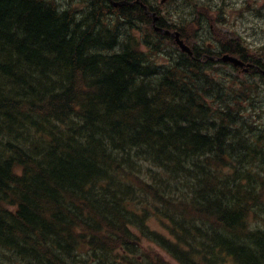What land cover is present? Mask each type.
<instances>
[{
    "label": "trees",
    "instance_id": "1",
    "mask_svg": "<svg viewBox=\"0 0 264 264\" xmlns=\"http://www.w3.org/2000/svg\"><path fill=\"white\" fill-rule=\"evenodd\" d=\"M91 11L0 0V264H264L253 81Z\"/></svg>",
    "mask_w": 264,
    "mask_h": 264
},
{
    "label": "flooded vegetation",
    "instance_id": "2",
    "mask_svg": "<svg viewBox=\"0 0 264 264\" xmlns=\"http://www.w3.org/2000/svg\"><path fill=\"white\" fill-rule=\"evenodd\" d=\"M114 11L144 10L157 38L174 40L178 32L185 41L195 42L194 52L218 65L221 57L238 58L244 66L222 65L228 72L264 77V0H109ZM124 3V4H123ZM173 3L170 10L168 6ZM138 39L148 38L138 30ZM210 42L197 46V42ZM245 41H253L245 46ZM214 42V44H212ZM247 68V69H246Z\"/></svg>",
    "mask_w": 264,
    "mask_h": 264
},
{
    "label": "rangeland",
    "instance_id": "3",
    "mask_svg": "<svg viewBox=\"0 0 264 264\" xmlns=\"http://www.w3.org/2000/svg\"><path fill=\"white\" fill-rule=\"evenodd\" d=\"M60 4H62L64 7L63 8H68L70 10H74L78 12V16H83V17H88L93 15L94 13L91 11V9L96 8L95 5L90 4L89 0H74V2L71 3V0H60L59 1ZM94 6V7H93ZM168 8L171 10L173 8V3H171ZM141 24V23H139ZM137 25V24H136ZM145 26H141V30L145 29ZM137 33L139 35V33L141 32H134ZM135 36V35H134ZM139 37H143L144 35H139ZM142 43L144 41H147V38H145L144 40H140ZM151 42V41H150ZM210 42H206L205 41V45L209 44ZM256 42L253 41H245L244 45L245 46H251L252 44H254ZM151 44H153V42H151ZM212 44H214V42H212ZM258 45H260L261 43H256ZM154 47H157V49L160 51L158 53H156L157 55L154 57L156 59V61H158L160 64L162 63H169L167 62V60L170 58L171 55H173V53L175 54L176 50L174 49L175 47H173L171 42H166L164 41L162 43V45H153ZM175 46V45H174ZM145 50V49H144ZM148 51V50H146ZM177 59L181 60V56L180 54H177ZM217 69H224L223 67H217ZM253 104L254 107L249 108L245 111L244 109V118H242L244 121H249L251 123H253V126L255 128H257L258 131H263L264 132V89H254V96H253ZM223 105L226 107L228 105V101L225 100V102L223 103ZM242 127L244 125H241ZM249 132H253V134L255 136H258L257 134H255V132L253 130L250 131L247 130ZM258 217L260 220L264 221V210L258 211L257 213ZM254 227L260 226V228L264 229V223L261 222L259 225L257 224V222L255 220L252 221ZM150 226L151 228H155L156 230L160 231V232H164V229L162 228V226L156 222V221H151L150 222ZM142 248L146 249L147 253H156V252H160L159 248H156L154 246H152V244L150 242L144 241L142 243ZM151 248V250L149 249ZM154 251V252H153ZM162 256L164 257L165 260H167L170 264H178L175 261H173L169 256L167 255H163V253H161ZM225 264H234L231 260L227 261Z\"/></svg>",
    "mask_w": 264,
    "mask_h": 264
},
{
    "label": "bare ground",
    "instance_id": "4",
    "mask_svg": "<svg viewBox=\"0 0 264 264\" xmlns=\"http://www.w3.org/2000/svg\"><path fill=\"white\" fill-rule=\"evenodd\" d=\"M45 1H47L48 3H51V4H55L58 8H63L64 6L62 5V4H60L59 3V1L60 0H45ZM90 1V4H91V6H92V2H93V0H89ZM72 2H74V0H71V3ZM94 7V6H93ZM92 16V15H91ZM130 16V12H128V11H125L124 13H121L120 15H119V19H121V20H126L128 17ZM88 17H90V16H88ZM87 18V17H86ZM94 22V21H93ZM107 25L109 26V28L112 30V32H113V35L114 36H117L118 37V40H119V44H118V46L120 45V43L121 42H130V43H132L126 36H124V34H123V32H122V30H120V29H114L112 26H111V23L107 20V22H106V27H107ZM186 42V44L189 46V47H193L194 45H195V42H192V41H185ZM205 41L204 42H200V41H198L197 42V46L198 45H201V46H204L205 44ZM138 44V43H137ZM133 47H137L138 49H140V50H142V51H145V52H148L149 53V51H146V49L144 50V48L141 46V45H133ZM149 48H151V49H153V44H151V42H149ZM109 52V51H108ZM181 56V55H180ZM190 84L193 86V82H190ZM195 87H196V85H194ZM236 126H234V128H235ZM244 127V126H243ZM116 155H118V154H116ZM116 155H115V157H116ZM118 157V156H117ZM134 157V156H133ZM119 160V159H118ZM133 160H134V158H133ZM135 161V160H134ZM136 162V161H135ZM137 165V164H136Z\"/></svg>",
    "mask_w": 264,
    "mask_h": 264
},
{
    "label": "water",
    "instance_id": "5",
    "mask_svg": "<svg viewBox=\"0 0 264 264\" xmlns=\"http://www.w3.org/2000/svg\"><path fill=\"white\" fill-rule=\"evenodd\" d=\"M177 41H178L179 45L182 47V49L184 51H187L188 53L192 54L191 51H190V49L184 44V42L181 41V40H179V36H177ZM228 60L235 62V64L239 63L235 59L229 58L228 56L224 57V61H228Z\"/></svg>",
    "mask_w": 264,
    "mask_h": 264
}]
</instances>
